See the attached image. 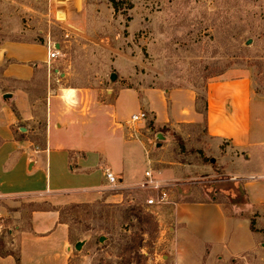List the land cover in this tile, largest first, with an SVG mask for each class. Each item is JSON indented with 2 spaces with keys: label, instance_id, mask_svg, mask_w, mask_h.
<instances>
[{
  "label": "rangeland",
  "instance_id": "obj_1",
  "mask_svg": "<svg viewBox=\"0 0 264 264\" xmlns=\"http://www.w3.org/2000/svg\"><path fill=\"white\" fill-rule=\"evenodd\" d=\"M131 1L132 8L124 4L118 11L110 0H84L73 7L57 4L51 12L49 0H0V40L46 44L51 38L59 46L51 66L46 64L36 79L20 84L29 92L31 116L18 122L17 137L43 146L50 126L58 132L78 120L85 123L89 117L114 114L124 90L193 88L203 111L207 82L230 68L250 70L255 87L264 94V0ZM7 63L0 59V95L17 85L4 76ZM120 107L127 114L133 110L132 97H121ZM142 109L146 120L124 121L129 137L146 134L152 126L153 116ZM186 129L169 133L172 143L166 154L175 155L186 169L168 181L176 184L171 199L216 201L229 214L241 212L247 201L243 180L229 179L216 155L204 148V122ZM155 153H150V164L143 155L135 158L136 173L149 168L155 174L170 166L164 155L155 159ZM27 172L23 160L14 168L19 179ZM34 173L45 181V174ZM109 189L107 185L106 194ZM123 192L119 204L99 200L61 209L70 227L69 264H163L161 214L172 204L148 205L155 193L139 187ZM0 203L13 207L11 212L21 209L25 223L34 209L51 208L45 200L31 202L19 195L0 194ZM0 223L3 233L15 228L11 218ZM257 227L264 240V219ZM4 235L0 252L17 254L13 236Z\"/></svg>",
  "mask_w": 264,
  "mask_h": 264
},
{
  "label": "crops",
  "instance_id": "obj_2",
  "mask_svg": "<svg viewBox=\"0 0 264 264\" xmlns=\"http://www.w3.org/2000/svg\"><path fill=\"white\" fill-rule=\"evenodd\" d=\"M83 1L49 3L52 12L57 4L73 7ZM0 59L8 61L4 76L17 83L0 95V194L10 198L19 195L31 202L45 200L51 206L34 209L25 223L21 209L11 212L13 207L0 203V221L11 218L15 223V228L5 233L13 236L18 250L17 254L0 252V264H69L70 227L62 219L61 209L99 200L124 201L123 190L139 187L150 170L136 173L135 158L139 155L147 157V164L153 160L150 153L156 152L155 159L164 155L171 164L156 170V178L164 182L179 178L186 169L175 155L166 154L172 143L169 133L181 134L200 122L206 129L204 148L216 155L229 179L243 180L247 201L241 212L231 214L221 202L174 201L161 214L166 248L163 264H264L262 231L252 228L253 219L259 229L264 219V94L255 87L250 70L230 68L210 78L203 111L198 108V93L193 88L124 90L116 99L114 114L89 117L85 123L78 120L58 132L50 126L40 146L17 137V126L31 116L29 92L20 84L41 74L48 61L47 44L6 40L0 44ZM126 95L134 103L128 114L120 107L121 97ZM142 108L153 116L152 126L147 127L146 134L138 132L137 138L129 137L124 121L144 111ZM22 160L28 172L19 179L14 168ZM105 169L121 179L118 188L109 189L112 193L108 194ZM34 170L45 174V181ZM5 233L0 228V236Z\"/></svg>",
  "mask_w": 264,
  "mask_h": 264
},
{
  "label": "built area",
  "instance_id": "obj_3",
  "mask_svg": "<svg viewBox=\"0 0 264 264\" xmlns=\"http://www.w3.org/2000/svg\"><path fill=\"white\" fill-rule=\"evenodd\" d=\"M48 47V66H51L53 61L58 57L59 50L57 48V43L54 42L51 38L46 41ZM147 119V112L140 111L139 113L133 114L131 116V122L144 121ZM105 180L107 185L111 190L117 189L120 184V177L115 174L111 169H105L104 171ZM175 183L164 182L156 178L153 170H147L145 172L144 180L139 184V188L143 190H151L155 193L154 196H151L147 199V204L150 206L153 205H166L174 204V201L171 199L172 186H175Z\"/></svg>",
  "mask_w": 264,
  "mask_h": 264
},
{
  "label": "trees",
  "instance_id": "obj_4",
  "mask_svg": "<svg viewBox=\"0 0 264 264\" xmlns=\"http://www.w3.org/2000/svg\"><path fill=\"white\" fill-rule=\"evenodd\" d=\"M110 2L113 4V6H114L116 11H118L121 8V6H123L124 4H127L128 8H132L133 7L131 0H110ZM0 38H1V34H0ZM2 42H4V41L0 40V44ZM136 216H139V215H136ZM139 219L141 220L142 223H144V222L147 223L148 222V221L144 220L142 217H140ZM252 228L255 230V220L254 219L252 220ZM17 259L19 260V257H17Z\"/></svg>",
  "mask_w": 264,
  "mask_h": 264
},
{
  "label": "water",
  "instance_id": "obj_5",
  "mask_svg": "<svg viewBox=\"0 0 264 264\" xmlns=\"http://www.w3.org/2000/svg\"><path fill=\"white\" fill-rule=\"evenodd\" d=\"M57 47H59V46H57ZM116 77V75H113V77L112 78H115ZM6 96H10V94H7ZM159 138H163V136L160 134L159 135ZM82 247V242H78V243H76V248L77 249H80Z\"/></svg>",
  "mask_w": 264,
  "mask_h": 264
},
{
  "label": "bare ground",
  "instance_id": "obj_6",
  "mask_svg": "<svg viewBox=\"0 0 264 264\" xmlns=\"http://www.w3.org/2000/svg\"><path fill=\"white\" fill-rule=\"evenodd\" d=\"M72 94L70 93L69 96H71Z\"/></svg>",
  "mask_w": 264,
  "mask_h": 264
}]
</instances>
